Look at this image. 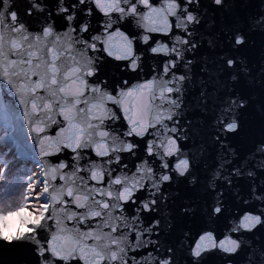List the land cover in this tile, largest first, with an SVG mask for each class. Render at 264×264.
<instances>
[{
	"label": "snow or ice",
	"instance_id": "1",
	"mask_svg": "<svg viewBox=\"0 0 264 264\" xmlns=\"http://www.w3.org/2000/svg\"><path fill=\"white\" fill-rule=\"evenodd\" d=\"M21 208L0 264H264V0H0Z\"/></svg>",
	"mask_w": 264,
	"mask_h": 264
},
{
	"label": "clouds",
	"instance_id": "2",
	"mask_svg": "<svg viewBox=\"0 0 264 264\" xmlns=\"http://www.w3.org/2000/svg\"><path fill=\"white\" fill-rule=\"evenodd\" d=\"M38 219V216L32 215L25 208H21L18 215L13 214L11 217L0 218V231L6 235H13L19 231L26 230L24 225L29 221L35 222ZM5 224L7 226H5Z\"/></svg>",
	"mask_w": 264,
	"mask_h": 264
}]
</instances>
